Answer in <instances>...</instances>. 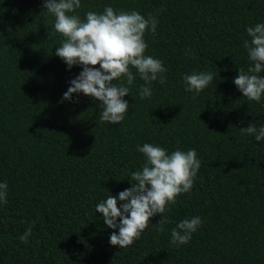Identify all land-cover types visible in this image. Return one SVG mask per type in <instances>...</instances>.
<instances>
[{
  "label": "trees",
  "instance_id": "obj_1",
  "mask_svg": "<svg viewBox=\"0 0 264 264\" xmlns=\"http://www.w3.org/2000/svg\"><path fill=\"white\" fill-rule=\"evenodd\" d=\"M43 2L0 0V183L8 185L0 264H264V141L241 132L264 126V98L248 101L233 82L250 66L246 29L264 23V0H81V19L111 6L159 21L145 35V55L164 62L166 83L153 82V95L141 99L144 81L133 69L129 110L117 125L99 120L92 97L61 102L82 68L69 70L54 54L64 38ZM202 71L214 81L193 99L183 76ZM145 143L169 154L195 149L201 168L164 214L165 230L157 214L120 249L109 242L119 230L96 205L132 187ZM197 216L191 241L172 246V228ZM32 221L25 244L19 237Z\"/></svg>",
  "mask_w": 264,
  "mask_h": 264
},
{
  "label": "clouds",
  "instance_id": "obj_2",
  "mask_svg": "<svg viewBox=\"0 0 264 264\" xmlns=\"http://www.w3.org/2000/svg\"><path fill=\"white\" fill-rule=\"evenodd\" d=\"M43 8V12L54 17V31L64 38L54 54L69 70L74 66L82 68L70 81L61 102L72 101L74 94L92 97L102 108L99 120L117 125L129 110L124 97L130 95V86L136 79L133 69L144 81L139 92L141 99L153 95V82L166 83L164 62L145 55L148 48L145 35L149 31L155 34L159 23L155 15L150 13L146 18L135 10L117 11L106 6L102 13L88 11L81 19L77 12L81 0H44ZM246 31L249 39L244 41V47L250 66L247 71L240 68L233 82L244 98L260 103L264 98V23L249 26ZM185 54L195 56L191 49ZM214 76L210 71L185 74V91L194 93L195 99L214 81ZM241 132L254 136L256 141H264V126L251 124L241 128ZM137 150L145 161L141 169L131 173L132 187L96 205V212L102 214L106 226L119 230L112 232L109 242L120 249L139 240L157 214H162L158 225L163 232L164 225L169 223L164 214L180 195L191 192L201 168L195 149L186 152L177 149L169 154L163 147L145 143ZM7 190V183H0L2 204L8 203ZM35 223L32 221L19 237L21 242H29ZM200 226L202 219L198 216L178 222L171 230L170 244L176 247L188 244Z\"/></svg>",
  "mask_w": 264,
  "mask_h": 264
}]
</instances>
